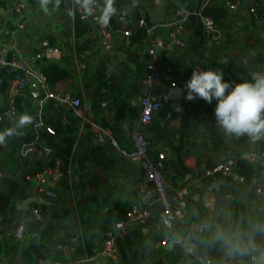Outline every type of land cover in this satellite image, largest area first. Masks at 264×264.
Wrapping results in <instances>:
<instances>
[{"label": "crops", "instance_id": "crops-1", "mask_svg": "<svg viewBox=\"0 0 264 264\" xmlns=\"http://www.w3.org/2000/svg\"><path fill=\"white\" fill-rule=\"evenodd\" d=\"M23 1L26 9L20 16L14 0H0V52L7 60L11 55V61L25 62L29 69L13 67L4 76L5 92L0 77V113L13 101L18 108L15 122L0 129L12 133L0 143V168L10 173L0 190V264H70L88 258L89 264H134L133 252L141 264H203L184 251L180 238L214 264H254L252 256L229 255L216 233L218 229L239 232L264 250V158L256 163L241 161L230 177L207 173L251 151L264 155V139L227 136L215 121L217 101H189L185 85L194 69H221L230 83L264 73V2L257 7L256 19L251 11L259 0H114L116 14L107 21L113 49L106 51L99 34L101 8L92 20L84 21L80 15L84 7L75 0H51L47 11L41 0ZM182 11L190 12L182 35L185 48L159 51L163 79L154 92L169 101L146 127L152 158L166 155L165 175L172 196L187 192L184 217L173 225L140 164L119 156L109 143H99L97 135L105 131L123 149H133L131 133L143 112L150 40L166 39ZM208 11L214 14L220 41L207 35L203 17H210ZM141 19L146 27L139 26ZM44 42L57 53H45ZM54 68L58 72L51 73L49 80L46 75ZM36 74L46 77L53 92L81 100L82 118L68 104L39 105L37 95L44 97L45 92ZM20 76L29 83L24 90L18 87ZM172 83L177 87L172 88ZM177 89L183 91L181 101L175 100ZM177 102L183 106L182 114L167 121ZM21 116L29 117L28 123L21 124ZM48 128L56 134L50 135ZM24 137L30 138L29 144L49 148L47 160L24 157ZM56 160L62 162L60 180L42 184L37 176ZM141 183L150 197L141 193ZM18 187L24 198L13 213L5 200ZM42 190H52L56 196L48 198ZM219 197L230 199L233 206L216 209ZM134 206L149 208L152 215L124 237L117 224ZM34 208L41 210L44 222L35 220ZM22 224L26 231L19 240L16 231ZM109 233L117 245L111 258L104 255ZM253 256L259 258V253Z\"/></svg>", "mask_w": 264, "mask_h": 264}, {"label": "built area", "instance_id": "built-area-1", "mask_svg": "<svg viewBox=\"0 0 264 264\" xmlns=\"http://www.w3.org/2000/svg\"><path fill=\"white\" fill-rule=\"evenodd\" d=\"M15 6L14 11L18 15H23L25 13L26 5L23 0H14ZM264 0H259L254 3L252 8V14L256 19H258L259 15L257 13V7L260 3H263ZM103 6V1H97L96 6L93 7V11L89 13V11L85 8L80 10L81 19L84 21L92 20L96 16L97 9ZM238 6V5H237ZM236 5H231V8L234 9L237 7ZM181 18L175 25L169 36L165 39L163 37H154L150 40V47L148 50V60H147V76L144 81V86L149 89V94L142 98L141 105L143 107V112L141 115V119L138 125H136L131 133V143L133 149L128 151L123 149L118 141L112 137H110L105 131H100L97 135V141L99 143H109L110 146L124 159L130 160L132 162L139 163L142 170L144 171L148 181L152 183L155 189V193L157 195V202L161 205L163 213L165 217L170 221L173 225H176L181 219L184 217V211L187 208V192L182 191L176 193L174 196L171 194V187L168 184L165 175V160L166 155L160 153L157 158H152L151 156V148L152 142L148 139L142 132L141 129L143 127H147L153 121L154 115L163 109L166 102L169 101L168 96L159 95L154 92V89L158 82L163 79V74L160 69V50H166L173 52L176 49L185 48L186 44L182 40V35L184 34L187 19L190 16V12L182 11L179 13ZM203 20L206 25L207 35L213 41H220L222 39V34L218 29L215 21L211 17H203ZM99 34L102 39V43L104 45V49L106 51H111L113 49L112 39L113 35L109 31V23H105L104 18L99 20ZM140 27H146V20L141 19L139 21ZM150 34L153 35V32L150 31ZM129 36V33H126ZM43 49L47 54H55L57 50L53 48L49 42L43 43ZM38 59H42L43 55H38ZM8 66H11L20 70V71H28V66L25 62H16L12 61L11 64L8 63V60L3 52H0V71ZM33 74V73H32ZM41 88L45 92V96L42 97L41 106H48L52 103H60V104H68L72 107L77 116L82 118L81 115V100L79 99H71L69 97H62L59 94L53 92L50 89V86L47 82L46 77L43 74H36ZM29 86L28 80L24 77H19L18 87L20 90H24ZM172 88H176L177 85L172 83ZM174 113H169L167 117V121L173 118L174 114L181 115L183 112V106L177 102L176 106L173 110ZM18 116V108L16 106L15 101L11 104V106L6 109L4 112L0 113V129L4 124H13ZM50 135H55V131L51 128L47 129ZM51 150L47 147H43L38 143L27 144L23 147L22 153L24 157H46L48 158L51 155ZM264 155H261L255 151H251L250 153L244 154L241 158L237 159H229L223 163L216 165L213 169L208 171V176L210 177H230L233 175L234 171L239 167L241 161H248L249 163H256L259 160H262ZM62 167V162L60 160H56L54 165L48 167L43 173L37 176L38 181L42 184H46L48 181L52 183H57L60 180L61 174L60 170ZM10 178V173L7 170L0 168V190L5 185L6 181ZM241 183H244L245 180L240 179ZM262 184L264 186V173L262 175ZM141 193L150 197L151 192L147 189L144 183L140 184ZM44 196L48 198H54L56 194L52 190L41 191ZM33 217L38 223L44 222V215L39 208H34L31 211ZM151 211L149 208H142L138 206H134L131 211L126 214V218L123 221H120L117 224L118 229L121 231L122 236H128L133 226L136 223L145 222L150 220ZM195 232H203V229L200 227H193L192 229ZM26 228L22 224L18 227L16 231V236L19 240L24 239ZM189 237V236H188ZM179 244L182 245L184 251L194 257L197 261L203 264H213L210 258H206L200 256L196 253L195 249L190 246L186 240L183 238L179 239ZM255 247L250 248L248 254L244 256H253L254 253H257L259 250V246L253 244ZM116 238L113 233H109L107 244L104 250V255L106 257L111 258L113 253L116 250ZM92 259L88 258L83 261H76L70 264H89Z\"/></svg>", "mask_w": 264, "mask_h": 264}, {"label": "clouds", "instance_id": "clouds-1", "mask_svg": "<svg viewBox=\"0 0 264 264\" xmlns=\"http://www.w3.org/2000/svg\"><path fill=\"white\" fill-rule=\"evenodd\" d=\"M51 0H41V7L47 11ZM77 4L93 11L97 0H75ZM101 13L105 23L116 14L114 0H103ZM185 88V99L192 101L197 98L211 104L217 101L214 109L216 124L231 137L247 135L252 141L264 139V73H252L251 79L239 83L226 82L221 69L192 71ZM29 117L21 116L20 123L26 124ZM11 130L0 133V143L11 135ZM216 239L221 240L228 254L246 255L250 248L255 247L251 241H245L239 232H226L218 229ZM254 264H264V250L259 251V258H253Z\"/></svg>", "mask_w": 264, "mask_h": 264}, {"label": "water", "instance_id": "water-1", "mask_svg": "<svg viewBox=\"0 0 264 264\" xmlns=\"http://www.w3.org/2000/svg\"><path fill=\"white\" fill-rule=\"evenodd\" d=\"M245 1H247V2H249L250 0H245ZM161 8L163 9L164 8V6H161ZM100 18H103V16H102V14H101V16H100ZM12 59H11V55L8 57V63L9 64H11L12 63V61H11ZM10 71H12V67L11 66H8V67H6V68H4V69H2L1 71H0V77H1V92H5L6 91V89H7V83H6V81H5V79H4V76L8 73V72H10ZM182 90L181 89H177V90H175L174 91V95H176L177 97H176V101H181L182 100V98H183V96H182ZM149 94V89L148 88H145L144 89V92H143V96L145 97V96H147ZM37 100H38V102H39V105H40V102H41V100H42V94L41 93H39L38 95H37ZM39 118L37 117L36 119H35V121L33 122V124L34 125H39L40 123H39ZM141 132L148 138V139H151V136H150V133H149V131L147 130V128H145V127H143L142 129H141ZM45 160H47L46 159V157H43ZM221 205H229V206H233V203H232V201L230 200V199H228V198H226V197H219L217 200H216V203H215V206H216V209H219V207L221 206ZM22 207V206H21ZM115 231L116 232H118V229L117 228H115ZM253 258H257L258 259V256H252L251 257V259H252V261L254 262V259Z\"/></svg>", "mask_w": 264, "mask_h": 264}, {"label": "trees", "instance_id": "trees-1", "mask_svg": "<svg viewBox=\"0 0 264 264\" xmlns=\"http://www.w3.org/2000/svg\"><path fill=\"white\" fill-rule=\"evenodd\" d=\"M207 15H209L212 18H215L214 14H212L211 11H208ZM56 72H58V69L54 68L50 72L47 73L46 77L49 78V80H50L51 79L50 74L51 73H56ZM30 141H31L30 138L24 137V142L22 143L23 145L21 144V147L26 145V144H29ZM23 198H24V194L18 187L11 193L10 197H8L7 200H5V203H6V205L10 206L12 208V212L15 213L16 209H17V206H18V201L23 199ZM252 244H255V245L259 246L258 253H259L260 250H263L262 248H260V245L258 243L254 242ZM133 254H134V264H141V261H139V259H138L137 253L133 252Z\"/></svg>", "mask_w": 264, "mask_h": 264}]
</instances>
